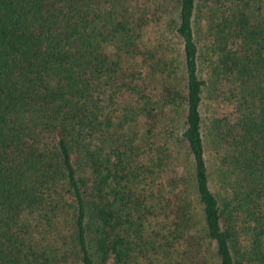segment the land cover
<instances>
[{
	"label": "trees",
	"instance_id": "trees-1",
	"mask_svg": "<svg viewBox=\"0 0 264 264\" xmlns=\"http://www.w3.org/2000/svg\"><path fill=\"white\" fill-rule=\"evenodd\" d=\"M0 264H264V0H0Z\"/></svg>",
	"mask_w": 264,
	"mask_h": 264
}]
</instances>
